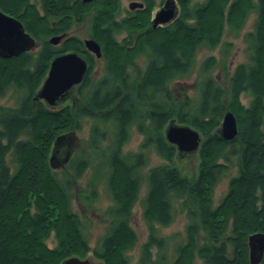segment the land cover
Segmentation results:
<instances>
[{"label": "trees", "instance_id": "obj_1", "mask_svg": "<svg viewBox=\"0 0 264 264\" xmlns=\"http://www.w3.org/2000/svg\"><path fill=\"white\" fill-rule=\"evenodd\" d=\"M176 1L178 16L152 29L155 0H140L143 8L118 21L119 0L86 5L81 0H41L42 8L46 5L52 16H57L58 22L53 23L39 16L29 0H0V9L19 15L25 31L40 40L36 53L0 59V97L10 89L18 93L15 108L0 109V264H60L71 256L83 259L90 251L103 264H129L128 253L138 241L130 218L141 186L139 171L148 163L146 151L150 148L166 164L146 175L142 206L148 239L140 247L139 264H168L162 251L164 238L156 226L173 222L174 201L180 203L189 221L185 242L177 246L172 264H194L195 258L201 264H249L246 236L264 232V0H204L195 6L192 0ZM88 5L94 9L88 36L102 48V75L96 79L94 57L82 41L72 37L57 47L48 43L51 34L70 29L71 21L64 26L63 21L72 18L73 8L75 21L80 23L85 16L80 17L77 8L86 14ZM254 9L257 17L252 31L244 35L248 62L239 64L229 77L223 66L221 76L226 77V83L222 84L211 76L217 60L209 57L199 70L194 94L179 86L180 94L173 96L172 83L190 74L196 51L215 49L224 22L239 30ZM122 33L134 40V45L120 46L117 36ZM231 47V43L223 44L225 57ZM65 52H75L91 63L81 84L74 88L76 95L53 110L34 96L51 61ZM140 56L145 67L136 80L130 62ZM244 94L250 98L247 106L241 103ZM226 111L232 112L238 123L232 142L218 134ZM85 119L92 123L87 154L76 148L64 169L52 170L49 156L53 142L81 128ZM171 121L202 135L193 179L182 176L172 164L177 151L164 135ZM132 127L143 136L140 150L123 154ZM233 155L239 158L237 174L214 207L215 188ZM90 166L93 172L85 188L87 197L96 200L97 185L103 183L112 201L106 212L108 230L93 249L72 210L74 184ZM200 232L201 244L197 243ZM51 234L56 239L53 248L46 244ZM152 249L157 251L155 259Z\"/></svg>", "mask_w": 264, "mask_h": 264}, {"label": "rangeland", "instance_id": "obj_2", "mask_svg": "<svg viewBox=\"0 0 264 264\" xmlns=\"http://www.w3.org/2000/svg\"><path fill=\"white\" fill-rule=\"evenodd\" d=\"M30 1L33 3H36L37 6L40 3V0H30ZM95 1L96 0H94L90 3H93ZM203 1L204 0H192V6L193 5L195 6L196 4L201 3ZM256 1L257 0H254V2H256ZM81 2H82V0H81ZM131 2L141 3L142 7H143V3L140 2V0H119V11H122L121 12L122 15L125 14V10H129V11L131 10L129 8V4ZM90 3H84V4L86 5V4H90ZM153 4L154 5L151 8V12H153V13L155 11H159L163 6V5L160 6V0H155V2ZM174 4H175V9H176V16H175V18H176L179 14V4L176 0H174ZM92 8H93L92 6L88 5L86 12H89V13H86V14L84 12L80 11V7L77 8V11L80 14V17L85 16V19L82 20L83 22L80 21V23H76V21H75L76 17L75 16H76L77 12H76V10H73L74 8L71 11L72 18L68 19L67 17H65V19L63 21L64 22L63 26L66 23L71 21V27L69 30H67V36L68 37H70V38H72V37L76 38L77 37L80 41H83L85 39H90L88 36V33L90 31V25H89V18L91 16L90 12L94 10V9L92 10ZM136 9L131 10L132 13L135 12ZM51 16H52V14H51ZM54 16H55V18L52 16V17H50V20H48L47 22H49V23L58 22V20L56 18L57 16L56 15H54ZM256 17H257L256 10L255 9L251 10V12L249 13V15L246 18L244 26L239 30H235V29L231 28L227 22H224L223 28H222L223 35H222L220 44L215 49H209L207 47H203V48H200L196 51L194 67L192 68V71L190 72V74H188L184 78L175 79L174 82L172 83L173 87L171 89L174 92L173 96H174V94H176V95L180 94V88H178L179 86L185 88L190 95L194 94V91H196V88L198 86L197 83L200 81V71L199 70L201 69L203 61L209 57H214L217 60V64L214 66V68L211 71V76L216 80L218 78L219 82H221L222 84L226 83V80H225L226 77H225V79H223V76H221V75H223V70H222L223 66H225V68L227 69V73H228L227 77H229V76H231L234 69L239 64H243V63L248 62V55L246 52V43L244 41V35L246 33L252 31L253 23L255 22ZM59 19H60V17H59ZM124 35H125L124 33L120 34L118 36V41H120ZM30 36L33 38L32 35H30ZM34 41H35V39H34ZM36 41L38 43H36ZM36 41H35L34 47L32 49H30V51H28V52L36 53L37 51H39L40 40H36ZM226 42L232 44L230 53L228 54L227 57H225L222 54V47H223V44ZM48 43H49V40H48ZM37 46H38V48H37ZM84 47H85V45H84ZM85 49H86V47H85ZM87 51H89V50H87ZM101 54H102V52H101ZM223 57L226 58L224 61H223ZM95 62H96V64H95L96 68H95L94 73H93V78L96 79L102 75L103 63L100 59L96 60ZM130 65H131L130 69L135 71L134 74H135V78L137 80L140 72L145 67V59L140 56L134 62H130ZM42 84H43V82H42ZM75 95H76L75 89H74V87H72L68 91L64 100H61V102H59V104H56L55 106H49L45 102L44 103L48 107L55 110V109H58L61 106H63L64 103H67L68 102L67 99H69V97L75 96ZM17 97H18V93H14L12 89L6 91V93L2 97H0V109H2V108H4V109L15 108L17 106ZM240 99H241V103L244 106H247L249 103V100H250V98L245 94L242 95ZM263 103H264V101H263ZM157 104H158V107H161V104H164V102L157 103ZM147 105H149V104H147ZM150 106H152V105H150ZM173 122H174V124L181 125L175 121H173ZM91 125H92L91 121L85 119L82 122L81 128H79L78 130H74V132H72L74 135V140L71 141L70 145L67 144L68 141L64 142V146L62 147V148H65V146H68L69 150H71L70 155H68V157H67V161L63 164H59L56 168H51L52 170L58 172L61 169H64V167H66L68 161L70 160V158H71V156H72V154L76 148L80 147L81 149L84 150L85 154H87V152H88L87 139H88L89 130H90ZM167 126L164 129V135H165V130H166ZM263 128H264V126H263ZM237 133H238V123H237ZM199 136H200V143H199V146H198V149L196 150V152H194L193 154L185 155L183 157H179L178 151L176 149L177 154H176V157L173 159V163H172L182 176H185L189 179H193L197 175L198 165H199V161H200L198 151H199V148L201 146L202 139H203L202 135L200 133H199ZM142 139H143V136L141 135V133H139L135 127H132L131 131H130V138H129L128 142L122 148L123 154H130V153L134 154V153L139 152ZM232 141H226V142H232ZM52 148H53V144H52ZM52 148H51V150H52ZM227 148L229 149V147H227ZM51 150H50V154H51ZM146 156L148 157V163L145 166V168H143L142 170L139 171L141 186H140V191L138 194V200L132 209V216L130 218V225H131L132 229L134 230V232L136 233L138 241H137L136 246L128 253L129 264H139L140 247L148 239V225L145 223V221L143 219V206H142V200H143V198L147 192L146 175L148 174L150 169H152L156 166L166 164V161L163 160L161 157H159V155L156 154L154 149L150 148L148 151H146ZM58 157H59L60 161H63L66 158L64 155V149L61 150ZM9 159L10 158H8V160ZM229 159H230V162H229L230 166L228 167L227 171L222 175V178H221L220 182L218 183V185L214 191V195L212 198L214 207L217 206L219 204V202L222 200V198H224V196L226 195V193L228 191L229 180L237 174L238 164H239L238 156L233 155ZM92 172H93V170H92V167L90 166V168L84 172L82 177L77 182H75V184H74L75 188H73L74 199L72 201V210L79 216L82 224L84 225V233L87 237V241H88V245H89L90 249H93L94 247L98 246L99 240H101L102 237L106 234V231L108 230V223H109V218L106 215L107 214L106 212H107V209L109 208V206L112 205V201L107 196L106 191H105V186L103 183H99L97 185V199L96 200L94 199L92 201L91 199H89L87 197L88 193L86 192L87 189H85V188H86L87 183L89 182V180L92 177ZM58 175H60V174H58ZM173 210H174V220L170 225L165 226V227L156 226V229L158 231V235L164 238V248L162 251L164 253L166 262L168 264H172V262L175 261L177 246L179 244H184V242H185V229H186V226H187L188 221H189L187 219L186 212L184 210L180 209V203L178 201L173 202ZM228 231H229V229H228ZM258 233L264 234V232H258ZM226 234H228V232ZM253 234H256V233H253ZM253 234L250 233L246 236V244L248 243V237L253 235ZM198 236H199V239H198L197 243L201 244L202 240H203V238H202L203 234L200 232ZM46 244L50 248H53L56 245V239L53 236V234H51L50 238L46 241ZM156 252H157L156 249H152V258H154V259L157 256ZM71 257H77V256H71ZM71 257H69V258H71ZM263 257H264V254H263ZM263 257H262V260H263ZM77 258H79V257H77ZM86 258H89L93 263H96V264L102 263L101 261L94 258V256H92L91 251H90V253L86 254L83 259H86ZM66 259H68V258H66ZM262 260L260 261L259 264H261ZM247 261L250 264L248 245H247ZM193 263L194 264H201V262L196 258L194 259Z\"/></svg>", "mask_w": 264, "mask_h": 264}, {"label": "water", "instance_id": "obj_3", "mask_svg": "<svg viewBox=\"0 0 264 264\" xmlns=\"http://www.w3.org/2000/svg\"><path fill=\"white\" fill-rule=\"evenodd\" d=\"M94 0H82L83 3H90ZM131 10L142 8L141 3L131 2L129 4ZM176 16L174 0H166L164 6L156 13L152 27L165 25ZM65 34L54 36L49 39L52 45L58 44ZM87 50L96 57L101 56V48L93 39H85L83 41ZM35 45L34 39L25 32L21 22L5 15L0 11V59H10L18 57L21 54L30 51ZM87 71V63L76 53H66L55 57L49 66L47 76L42 86L34 97L35 100H43L49 106H55L61 100H64L68 91L79 85ZM221 139L224 141H232L237 135V120L234 114L226 111L223 115L222 122L218 131ZM165 139L174 145L178 151L179 157L193 154L198 149L200 143L199 133L186 125H177L171 121L165 130ZM74 140L73 133L58 136L51 150L49 157V165L56 168L59 164L67 161L71 150L68 146H64V142L70 145ZM64 149L65 159L59 160V153ZM59 161V162H58ZM62 162V163H61ZM249 261L250 264H259L264 254V234L256 233L248 237ZM61 264H96L89 258L79 259L71 257L65 259ZM103 264V263H97Z\"/></svg>", "mask_w": 264, "mask_h": 264}, {"label": "flooded vegetation", "instance_id": "obj_4", "mask_svg": "<svg viewBox=\"0 0 264 264\" xmlns=\"http://www.w3.org/2000/svg\"><path fill=\"white\" fill-rule=\"evenodd\" d=\"M30 1V0H29ZM165 1L166 0H164L162 3H160V6H164V4H165ZM31 2V1H30ZM32 4H34L35 5V9H36V11H37V13H38V15L39 16H43V17H46V20L48 21V20H50V17H52L51 16V9L49 8V7H46V5H45V7H44V9L42 8V5H41V0H40V3H39V5L37 6L36 5V3H33V2H31ZM162 6V7H163ZM143 8V7H142ZM136 10H140L139 8H137ZM0 11L1 12H3L5 15H7V16H9V17H12V18H14V19H16V20H18L19 22H23L21 19H20V17H19V15H12V14H8V13H6V12H4L3 10H1L0 9ZM121 12L122 11H119V13L117 14V18H116V20L118 21L120 18H122V17H124V16H126V15H128V13H132V11L130 10H125V14L124 15H122L121 14ZM158 11H155L154 13L153 12H151V17H150V23H151V27H152V22H153V19H154V17H155V15H156V13H157ZM175 19V18H174ZM174 19H172L171 21H169V23L170 22H172ZM81 22H83V21H81ZM169 23H167V24H169ZM167 24H165V25H167ZM22 25H23V23H22ZM165 25H162V26H158V27H163V26H165ZM24 27V26H23ZM158 27H156V28H158ZM156 28H153L152 27V29H156ZM26 32V31H25ZM27 33V32H26ZM28 34V33H27ZM62 34H65V36L63 37V39L58 43V44H56V45H52V46H55V47H57V46H59V45H61V43L64 41V40H66V39H68V38H70V37H68L67 36V32H65V33H62ZM62 34H51L50 36H49V39H50V37L52 38V37H54V36H59V35H62ZM123 34V33H122ZM34 38V37H33ZM73 38H75V37H73ZM77 38V37H76ZM35 39V38H34ZM48 39V40H49ZM78 39V38H77ZM35 41H36V39H35ZM84 41V40H83ZM83 41H82V43H83ZM117 42L120 44V46H123L124 44H126L127 45V48L128 47H130L129 45H130V42H133V45H134V43H135V41L134 40H132V39H130L127 35H124L123 36V38L120 40V41H118V36H117ZM36 43H38L37 41H36ZM84 44V43H83ZM99 44V43H98ZM100 45V44H99ZM37 48H38V46H37ZM100 48H101V45H100ZM89 54H91V55H93V57H94V59H93V62H95L96 60H101L102 61V54H101V56L100 57H96L93 53H91L90 51H87ZM101 52H102V48H101ZM67 52H65V53H63V54H66ZM68 53H75V52H68ZM63 54H61V55H63ZM77 54V53H76ZM78 55V54H77ZM58 56H60V55H58ZM78 56H80V55H78ZM82 59H84L85 61H86V63H87V71H86V74H87V72H88V69H89V65H90V60H88V59H85V58H83L82 56H80ZM95 64H96V62H95ZM50 66V65H49ZM95 68H96V66H94V69H93V73H94V70H95ZM85 74V75H86ZM85 77V76H84ZM84 79V78H83ZM83 81V80H82ZM81 84V83H80ZM78 86V85H77ZM75 88V87H74ZM61 102V101H60ZM59 104V103H58Z\"/></svg>", "mask_w": 264, "mask_h": 264}]
</instances>
